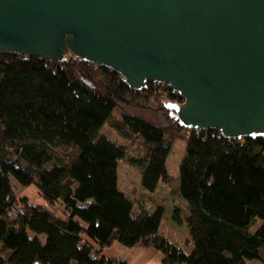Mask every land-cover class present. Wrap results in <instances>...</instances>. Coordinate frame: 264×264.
Here are the masks:
<instances>
[{
  "label": "trees",
  "instance_id": "trees-1",
  "mask_svg": "<svg viewBox=\"0 0 264 264\" xmlns=\"http://www.w3.org/2000/svg\"><path fill=\"white\" fill-rule=\"evenodd\" d=\"M183 101L161 83L132 89L119 73L72 54L48 61L0 51V264H128L102 256L114 243L153 249L161 264H264V136L228 139L181 127L168 104ZM117 103L148 105L169 129L122 113L116 132L144 150L127 157L100 133ZM167 132L184 142L178 193L186 207L171 219L185 224L188 251L160 233L164 204L135 214L117 186L124 159L140 170L146 192L171 182ZM30 187L58 213L17 189ZM256 218L262 223L250 233Z\"/></svg>",
  "mask_w": 264,
  "mask_h": 264
},
{
  "label": "water",
  "instance_id": "water-1",
  "mask_svg": "<svg viewBox=\"0 0 264 264\" xmlns=\"http://www.w3.org/2000/svg\"><path fill=\"white\" fill-rule=\"evenodd\" d=\"M0 51L72 54L171 87L181 127L264 136V0H0Z\"/></svg>",
  "mask_w": 264,
  "mask_h": 264
},
{
  "label": "rangeland",
  "instance_id": "rangeland-1",
  "mask_svg": "<svg viewBox=\"0 0 264 264\" xmlns=\"http://www.w3.org/2000/svg\"><path fill=\"white\" fill-rule=\"evenodd\" d=\"M74 56V55H73ZM65 59V58H64ZM77 77H79L77 75ZM94 89L99 92H103L102 86L96 81H91ZM140 104H145L141 103ZM122 113H129L135 115L143 120L153 121L161 125L166 130L167 127L164 126V123L167 121L166 117H155L154 113H158L157 110L150 108L148 105H131L128 103H117V107L113 112L111 120L102 126L100 133L112 140L118 145H121L125 148L127 152V157H138L143 154V146L139 139L131 138L124 139L122 138L115 130V127L118 126L120 117ZM168 137L171 139V151L166 159V168L170 174L172 180L170 183L159 182L157 189L152 192H146L141 188L140 179L141 172L140 170L132 166L127 160L118 161L117 166V186L118 189L123 192L126 197L133 204V213L138 214L140 211L152 212L155 207L160 204H164V214L160 224L159 231L162 235L167 237L172 243L178 245L180 248H183L185 251H188L186 248L185 241V227L176 226L172 221V213L174 210L180 211V216H182V211L184 212L186 203L181 200L178 193L179 188V177H178V165L180 160L184 155V142L183 139L171 135V132H167ZM183 136L184 132H181ZM171 136H174L171 138ZM19 193L26 197L30 204H38L44 206L46 210L50 213H58V206L48 207L44 204L43 200L37 194V191L34 190V187L27 189L17 188ZM262 221L260 219H255L253 224L250 225L248 231L254 233L261 225ZM172 228V229H170ZM175 229L176 231H174ZM171 230L177 234H173ZM247 264H260L258 261H247Z\"/></svg>",
  "mask_w": 264,
  "mask_h": 264
},
{
  "label": "crops",
  "instance_id": "crops-1",
  "mask_svg": "<svg viewBox=\"0 0 264 264\" xmlns=\"http://www.w3.org/2000/svg\"><path fill=\"white\" fill-rule=\"evenodd\" d=\"M181 226L186 227L185 224ZM102 256L122 260L128 264H161L162 259L161 254L153 249L125 248L117 243L104 249Z\"/></svg>",
  "mask_w": 264,
  "mask_h": 264
},
{
  "label": "built area",
  "instance_id": "built-area-1",
  "mask_svg": "<svg viewBox=\"0 0 264 264\" xmlns=\"http://www.w3.org/2000/svg\"><path fill=\"white\" fill-rule=\"evenodd\" d=\"M187 129V128H186ZM188 130H190V129H188Z\"/></svg>",
  "mask_w": 264,
  "mask_h": 264
}]
</instances>
